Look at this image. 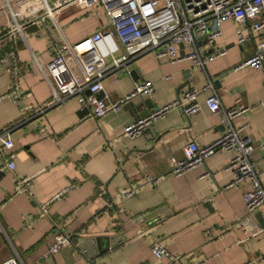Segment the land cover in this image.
I'll list each match as a JSON object with an SVG mask.
<instances>
[{"label":"crops","instance_id":"obj_1","mask_svg":"<svg viewBox=\"0 0 264 264\" xmlns=\"http://www.w3.org/2000/svg\"><path fill=\"white\" fill-rule=\"evenodd\" d=\"M42 9L43 0H0V55L14 49L18 55V63L0 64V95L18 81L21 88L32 91L25 100L32 105L52 96L41 66L54 55V45L63 38L70 42L85 38L109 21L103 6L73 0L55 11L57 28L50 19L46 24L38 20ZM13 15L22 32L11 36L7 26ZM236 26L232 19L223 22L219 42L228 52L207 61L205 67L186 58L175 62L156 58L148 51L130 63L135 76L120 69L104 77L100 96L114 99L131 92L143 78L155 84L151 94L128 99L118 111L94 118L89 106L83 112L84 106L71 96L12 130L15 169L9 170L0 155V264L16 256L23 264H172L167 257L156 259L151 251L154 243L163 244L186 264H264L260 261L264 231L246 234L236 226L246 211L243 193L248 185L229 187L232 175L224 167L231 155L216 151L205 164L181 176L170 173V158L183 157L189 141L207 146L222 135L224 126L205 101L216 94L226 108L249 106L233 121L235 126L246 125L243 132L255 139L253 155L264 186V71L239 66L253 54L258 37L248 33L241 44ZM197 46L204 54L212 49L203 40H197ZM69 60L78 70L74 59ZM208 84L212 86L203 89ZM194 86L201 89V108L195 114L173 108L141 136L119 138L125 124ZM22 118L21 103L0 98V130ZM42 129L47 136L40 135ZM148 175L160 178L159 183L143 186L115 206L120 189ZM26 177L32 178L30 191L18 192L19 179ZM44 205L49 216L41 214ZM261 222L264 205L254 211L250 226L257 231ZM54 223L71 243L60 253L45 256L54 243ZM98 244L109 249L97 253L92 248Z\"/></svg>","mask_w":264,"mask_h":264},{"label":"built area","instance_id":"obj_2","mask_svg":"<svg viewBox=\"0 0 264 264\" xmlns=\"http://www.w3.org/2000/svg\"><path fill=\"white\" fill-rule=\"evenodd\" d=\"M69 1L73 0H43V9L38 20L46 24L45 22L50 19L59 28L55 11ZM80 2L83 5L95 3L103 6L109 21L85 38L75 42L63 38L60 44L54 45V55L45 66H41L45 79L52 87L51 98L40 104L26 103L25 100L32 96V91L21 88L18 81L12 83L9 89L0 95V98H8L13 103H21L23 110V118L20 121L0 130V155L4 157L6 167L11 171L16 167L13 161L14 154L11 152L14 147L12 130L22 120L26 121L44 114L71 96H75L82 106H89L94 118H99L110 110L118 111L128 99L140 94H151L155 84L143 78L135 83L136 86L131 92L114 99L108 94L99 96V92L104 90V77L115 75L120 69L131 74L133 67L130 63L148 51L153 52L156 58H165L171 62L186 58L194 65L205 67L207 61L228 52V48L219 42L223 35L222 24L228 19L237 23L235 35L239 43L247 41L248 33L256 34L258 37L253 54L239 66L251 65L264 71V0H80ZM7 27V32L11 36L22 32V24L15 16ZM204 35V43L214 47L205 54L197 46V40H203ZM69 57L74 59L78 70L72 68ZM7 60L18 63L15 49L0 55V64ZM211 86L208 84L203 89ZM200 90L196 86L191 87L173 101L125 124L119 138L135 139L141 136L153 121L165 116L173 108L180 107L186 115L195 114L201 108V102L198 100ZM261 100L264 106V96ZM205 101L210 113L219 117L224 131L217 140L207 146L189 141L183 147V157L170 158V173L175 177L181 176L205 164L216 151L227 152L231 158L224 171L232 175L229 187L248 185V189L243 193L246 211L237 220L236 226L242 228L246 234L263 232V227L254 231V227L250 226L254 211L264 205V186L253 155L255 139L243 132L246 125L235 126L233 121L235 116L245 113L249 106L236 104L226 108L216 94L210 95ZM40 135L47 136L46 130L42 129ZM107 145L112 148V141ZM118 163L120 164L119 159ZM159 181L160 178L148 175L143 181L130 183L118 191V202H115V206L138 194L143 186L153 188ZM31 187L32 178H21L17 191L28 193ZM117 211L122 212V209L117 208ZM41 214L49 216L47 205L41 208ZM54 226L57 229L54 243L49 246L45 256L60 253L71 243V237L61 231L60 224L54 223ZM151 251L156 259L167 257L172 264H186L181 257L173 255L163 244H152ZM260 261L264 263V255ZM1 264L23 262L20 256H16L6 259Z\"/></svg>","mask_w":264,"mask_h":264},{"label":"water","instance_id":"obj_3","mask_svg":"<svg viewBox=\"0 0 264 264\" xmlns=\"http://www.w3.org/2000/svg\"><path fill=\"white\" fill-rule=\"evenodd\" d=\"M204 38H205V35L202 37L203 42H204ZM213 49H214V47H212L211 50H213ZM211 50H210V51H211ZM135 74H136V70L133 69L132 72H131V75L135 76ZM185 84H186V82H184L183 84H181L180 89H178V93H180V91H181V87H182L183 85H185ZM102 94H103V91L99 92V96L102 95ZM145 102L148 103V107H149V108L152 107V103L149 101V98H146V99H145ZM87 110H89V107H88V106L84 107L83 112H84V111H87ZM148 113H149V111L147 110V112L142 113V114L139 115L138 117H141L142 115H145V114H148ZM261 226L264 228V222H261ZM98 241H99V240H97V242H98ZM92 247H94V245H90L89 248H92ZM92 249L97 250V253H104L105 251H107V250L109 249V245H108V248L103 249V248H100V245L98 244L96 248H92Z\"/></svg>","mask_w":264,"mask_h":264},{"label":"rangeland","instance_id":"obj_4","mask_svg":"<svg viewBox=\"0 0 264 264\" xmlns=\"http://www.w3.org/2000/svg\"><path fill=\"white\" fill-rule=\"evenodd\" d=\"M69 58H70V57H69ZM69 58H68V59H69ZM69 62H70V60H69Z\"/></svg>","mask_w":264,"mask_h":264}]
</instances>
